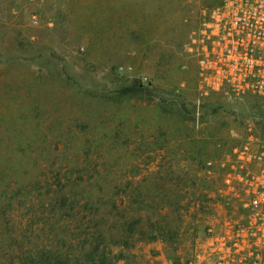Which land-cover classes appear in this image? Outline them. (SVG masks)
<instances>
[{"label":"rangeland","instance_id":"1","mask_svg":"<svg viewBox=\"0 0 264 264\" xmlns=\"http://www.w3.org/2000/svg\"><path fill=\"white\" fill-rule=\"evenodd\" d=\"M215 3L0 0V264H40L64 236L70 264H98L76 246L95 226L105 264L195 254L228 210L223 173L207 162L250 130L264 140V95L198 90L192 38ZM133 84L143 89L122 93ZM67 180L91 197L60 216L46 193Z\"/></svg>","mask_w":264,"mask_h":264},{"label":"built area","instance_id":"2","mask_svg":"<svg viewBox=\"0 0 264 264\" xmlns=\"http://www.w3.org/2000/svg\"><path fill=\"white\" fill-rule=\"evenodd\" d=\"M191 47L202 96L264 95V0H216L201 11ZM206 167L222 171L219 194L228 210L181 264H264V140L250 130Z\"/></svg>","mask_w":264,"mask_h":264},{"label":"trees","instance_id":"3","mask_svg":"<svg viewBox=\"0 0 264 264\" xmlns=\"http://www.w3.org/2000/svg\"><path fill=\"white\" fill-rule=\"evenodd\" d=\"M142 85L133 84L131 86H126L123 88L122 93L125 95L128 94H136L139 90H142ZM72 183H70L69 180H67V183H59V186H57L55 189L53 187H49L46 194L53 195L51 199H49V202L53 210H56L58 207V211L60 213V216L68 215L66 212H74L75 208H78L79 206H76L77 203H79L81 198H86V201H90L91 196H85V193L83 190L78 191L76 186L72 187ZM114 192L113 195L110 196V200L114 199L116 196L119 195V193L116 195ZM83 201V200H82ZM85 201V202H86ZM101 200H98L96 203L99 204ZM58 203V206H57ZM84 205H81L83 208H86ZM113 206H117L116 203H113ZM91 214H97L96 212L92 213V209L90 210ZM78 229H80V226H76ZM91 228V227H89ZM94 230L89 232L91 229L88 230V228L83 227V230H81L84 234V238L78 241L76 243L77 248H82L80 251V254L78 255V258H85V260H94V258L100 259V262L98 264H105L107 260H109V256L107 255L106 248H108V244H106V237H104L105 233H102L101 230L97 226L92 227ZM124 228H126V232L128 237L131 236L135 231L132 225H124ZM157 231L155 229L151 230L149 233V236L151 239H156ZM64 234L69 235L70 232L64 231L62 232ZM71 234L74 235V232H71ZM61 242L59 243L61 248H65V250H59L54 251V249H50L48 251L47 247H44V250H41L42 255L40 252L38 253L40 256V264H70V260H72V257L69 256V250L70 247L74 244H69L68 236H64L61 239H58ZM74 241L76 242L75 238ZM69 244V245H68ZM122 246L128 247L129 241L128 239L123 238L122 242L120 243ZM57 252V253H56Z\"/></svg>","mask_w":264,"mask_h":264}]
</instances>
